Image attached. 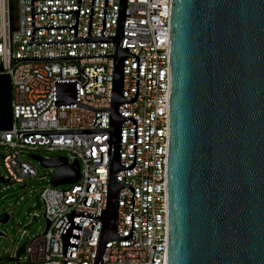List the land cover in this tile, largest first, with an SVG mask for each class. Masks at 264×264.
<instances>
[{
  "label": "built area",
  "instance_id": "2783aa9c",
  "mask_svg": "<svg viewBox=\"0 0 264 264\" xmlns=\"http://www.w3.org/2000/svg\"><path fill=\"white\" fill-rule=\"evenodd\" d=\"M0 0V75H7L11 86V119L8 129L0 130V180L21 190L38 177L31 161L39 150L58 154L69 165L79 166L74 184L52 186L51 176L38 193L40 209H33L30 226L43 219L45 227L28 236L24 253L21 246L3 260L14 264H64L62 235L72 212L101 216L107 195V149L109 134L30 135L18 133L109 130L110 112H93L81 107L54 106L55 82L75 81L79 103L94 109L110 108L113 58L22 61L23 58L104 56L113 54V42L28 45L33 42L73 41L74 29L34 30L39 27L75 26V14L34 15L33 13L73 12L79 7L76 38H86L90 8V38L101 36L103 11L106 10L103 37H114L119 0ZM171 0H127L121 49L139 59L138 94L132 104H121L118 114L136 122L135 165L119 171L116 182L134 191L133 232L128 241H110L105 245L102 264H166V181L168 148L169 52L168 28ZM137 62L129 57L123 63L122 95L132 100L136 93ZM134 124L124 121L120 130L119 162L133 163ZM26 157L29 160H26ZM38 157V156H37ZM41 158V157H40ZM52 157H42L50 160ZM55 170V171H53ZM39 179H45L41 175ZM65 186V187H63ZM23 195L18 196L22 201ZM131 191L118 194L117 233L130 234ZM35 200V199H34ZM16 202V205L19 204ZM30 212V211H29ZM7 216V222L12 213ZM34 220V222H33ZM82 224L76 251H67L66 264H94L101 222L75 217ZM26 229V228H25ZM3 236V233H1ZM6 258V259H5ZM0 261V262H1Z\"/></svg>",
  "mask_w": 264,
  "mask_h": 264
},
{
  "label": "water",
  "instance_id": "95a60500",
  "mask_svg": "<svg viewBox=\"0 0 264 264\" xmlns=\"http://www.w3.org/2000/svg\"><path fill=\"white\" fill-rule=\"evenodd\" d=\"M33 1L43 0H30V6ZM126 1L118 2L114 37H103L106 10L100 37L90 38V8L87 37L76 38L79 7L73 12L47 13H33L30 8L31 20L34 15L59 14H75L76 19L75 26L65 27L35 28L31 23V35L34 30L74 29V36L73 41L53 42H33L31 37L28 45L114 44L112 55L21 59L113 58L110 108L80 104L75 81L53 85L55 107L110 112L109 130L17 134L18 139L30 135L109 134L105 210L100 217L77 211L66 216L69 224L62 235L64 264L68 249H77L82 224L74 223L75 217L101 222L94 264H102L107 242L132 238L134 191L116 182L119 171H129L135 165L136 122L118 114L119 105L134 103L138 94L139 59L127 48L121 49L124 19L130 17L125 15ZM168 42L166 264H264V0H171ZM129 57L137 62L136 93L134 99L125 100L123 63ZM124 121L134 124L133 163L129 167L119 162ZM8 128V123L0 124V130ZM33 158L45 168L56 169L51 176L53 187L74 184L79 179L76 161L69 165L62 157ZM122 188L132 194L130 234L126 237L117 233L118 194ZM33 209H40L37 198L29 211ZM6 222L7 216H0V223ZM23 253L24 244L17 256Z\"/></svg>",
  "mask_w": 264,
  "mask_h": 264
},
{
  "label": "rangeland",
  "instance_id": "374dc122",
  "mask_svg": "<svg viewBox=\"0 0 264 264\" xmlns=\"http://www.w3.org/2000/svg\"><path fill=\"white\" fill-rule=\"evenodd\" d=\"M38 157H55L61 156L58 154L47 153L44 150H39L35 153ZM26 160H29L26 157ZM32 166L37 169L38 177L41 175H46L45 179H39L38 177L29 179L25 185L26 188L21 190L18 186L10 184L6 185L0 183V215L7 213L9 209L12 213L10 220L6 223H0V232L3 233V236H0V255L6 257L9 254H12L15 251V247L21 246L26 242L28 236L39 233L45 227V221L39 219L38 222L25 227L31 221V213L33 210L29 209L33 205L35 196L32 198L29 197L27 191L31 190L33 192H39L43 187L49 185L47 180L50 179L47 175H52L49 169L43 167V165L38 160H33L30 162ZM0 166L2 167V162L0 160ZM55 171V170H53ZM65 187V186H63ZM23 195L24 198L22 201L18 200V196ZM19 201V204L16 205V202ZM0 264H14L12 261L3 260Z\"/></svg>",
  "mask_w": 264,
  "mask_h": 264
},
{
  "label": "trees",
  "instance_id": "16d2710c",
  "mask_svg": "<svg viewBox=\"0 0 264 264\" xmlns=\"http://www.w3.org/2000/svg\"><path fill=\"white\" fill-rule=\"evenodd\" d=\"M10 98H11V86L7 75H0V124H6L10 122Z\"/></svg>",
  "mask_w": 264,
  "mask_h": 264
}]
</instances>
